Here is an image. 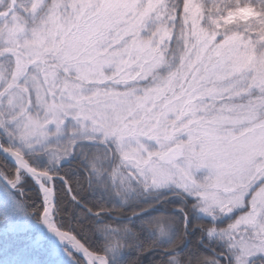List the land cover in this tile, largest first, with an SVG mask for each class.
Wrapping results in <instances>:
<instances>
[{"label":"snow or ice","instance_id":"1","mask_svg":"<svg viewBox=\"0 0 264 264\" xmlns=\"http://www.w3.org/2000/svg\"><path fill=\"white\" fill-rule=\"evenodd\" d=\"M0 264H264V0H0Z\"/></svg>","mask_w":264,"mask_h":264}]
</instances>
